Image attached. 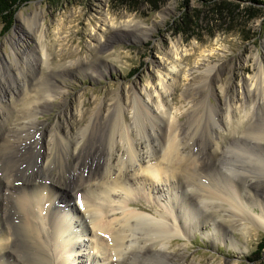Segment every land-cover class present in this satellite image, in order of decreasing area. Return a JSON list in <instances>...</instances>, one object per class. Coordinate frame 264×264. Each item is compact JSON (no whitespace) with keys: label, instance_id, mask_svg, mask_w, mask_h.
<instances>
[{"label":"rangeland","instance_id":"rangeland-1","mask_svg":"<svg viewBox=\"0 0 264 264\" xmlns=\"http://www.w3.org/2000/svg\"><path fill=\"white\" fill-rule=\"evenodd\" d=\"M33 14H37L42 29L40 38L33 35V28L27 29L29 35L25 33L24 20L19 19V16H23L28 20ZM109 23L121 26V33L109 28ZM123 24L130 29L124 31ZM3 27L0 21V94L5 97L1 101L6 107H0V129L2 125L10 124L7 108L12 103L8 100L12 98L16 109L26 106L17 101L21 98L16 92L17 87L27 80H46L50 83L49 87H54L55 98L34 119L35 129L27 133L44 132L46 140L41 146V155L45 160H53V163L49 130L53 131L60 124L63 132L77 134L99 107L112 111L110 107L117 98L125 99L126 93L133 89L140 92L149 82L152 88L161 92L158 79L166 80L167 84L172 81L166 94V107L170 115L176 118L173 128H179L188 138L195 137L193 143L189 142L192 144L189 149L197 154L196 157L202 163L200 174H203V183L208 185L221 180L225 186L231 184L240 201L255 212H260L252 199L259 198L264 203L261 193L264 191V170L254 165L249 166L246 173L240 174L236 169L242 160L228 151L229 147L231 149L228 140L236 131L235 127L223 133L222 141H216L219 143L221 159L212 153L216 146L209 141L214 142L212 126L215 118L219 114L225 117V101L231 99L232 104L240 105L242 83H257L256 87L260 90V70L264 72V0H30L17 7L11 29L3 33ZM41 47L49 54V61L45 65H41L37 58ZM173 49H177L180 58L159 67V61L170 58ZM173 68L178 70V74L174 79H169L167 72ZM260 94L258 92V98H262ZM200 96L214 106L213 113L208 114L205 109L197 108L202 101ZM192 102L194 105L199 102L193 113L199 111L200 114L190 117L188 110ZM150 107L156 110L154 105ZM254 109V120L264 127V108ZM78 111H86L87 117L82 123L79 122ZM124 111L127 123L131 124L133 110ZM16 113L14 109L12 115ZM235 114L238 116L239 110ZM165 122L164 117L153 122V129L158 134L156 141L162 139L161 135L167 129ZM142 123H137L140 126L136 124L133 128L138 133L136 138L139 144L146 141L141 138L145 126ZM108 131L111 129L103 126V141L110 137ZM259 144L262 152L258 153L264 157V142ZM107 145L108 142L103 148L107 149ZM1 146L0 153L13 162L14 156L10 149L2 141ZM138 147L142 152L144 145ZM83 148L89 151L91 147ZM84 153H81V162L87 172L103 171V155L100 157L98 152H92L84 156ZM230 157L236 162L230 164ZM65 160L68 163V159ZM226 168L235 173L226 172ZM3 173L0 161V175ZM48 173L52 178L62 181L58 167H51ZM134 174L131 171L127 174L132 182H135ZM241 175L249 183L252 181L251 199L243 191L242 178H239ZM11 184L13 189L18 186V182ZM164 184L153 183L150 191L152 188L155 190L150 196L146 192L149 186L145 185V190L142 188L140 194L135 196L136 201L144 206V210L140 211L147 215L165 213ZM175 189V198L186 201L191 198L194 203H190L191 209L200 220L196 221L197 227L187 238L176 236L171 239L167 252L172 256L178 254L172 259V264H264V249L260 251L259 246L264 244V229L230 217L227 207L218 201L205 204L207 206L203 208L198 202L197 192L194 190L189 195L184 184L175 186ZM194 198H197L196 201ZM202 201L209 202V199ZM0 204L4 213L14 212L12 204L9 207L3 202ZM214 221L218 222L222 233L219 231L216 234L213 230ZM243 224L247 230H242ZM82 261L79 258L76 264H82ZM149 264L162 263L152 261Z\"/></svg>","mask_w":264,"mask_h":264},{"label":"bare ground","instance_id":"bare-ground-1","mask_svg":"<svg viewBox=\"0 0 264 264\" xmlns=\"http://www.w3.org/2000/svg\"><path fill=\"white\" fill-rule=\"evenodd\" d=\"M19 19L24 20L25 33L29 35L30 31L27 29L33 28V35L42 37L37 14H33L28 20L23 16H19ZM108 25L121 33V26L112 23ZM122 27L125 28L124 31L129 28L126 24ZM39 52L37 58L40 64H46L49 54L43 47ZM177 58H180L179 53L177 49H173L170 58L159 61V67H164L167 62ZM260 71L258 82H261V91L256 87L257 83L243 82L240 105L234 102L232 104V100L227 99L223 105L225 117L219 114L215 118V124L211 125L214 142H209L216 146H212V153L220 159L222 155L218 152L219 143L216 141H222L223 133L235 127L236 131L228 140V146H231L228 151L242 160L241 165L236 168L240 174L246 173V169L254 165L261 166L264 170V157L258 153L261 151L259 143L264 142V127L252 115L255 107L264 108V72ZM176 74V68L167 72L169 79H174ZM158 81L161 92L152 88L149 82L140 92L133 89L126 93L125 99L117 98L110 107L112 111L99 107L77 134L63 132L60 124L53 131L49 130L53 163V160H45L41 155V146L46 140L44 132L30 135L27 131L35 129L34 119L51 105L55 89L49 87L50 83L43 79L27 80L17 87L16 92L21 96L17 101L26 106L16 109L12 98L8 100L12 103L7 108L10 124L2 125L0 129V148L2 141L14 156V161L10 162L0 153L4 172L0 175V203L3 202L7 207L12 204L14 211L4 213L0 204V264H76L79 258L83 260L82 264H149L152 261L172 264V259L178 254L172 256L167 252L171 239L176 236L187 238L197 227L196 221L200 220L191 209L190 203L194 204L191 198L188 201L175 198V186L179 187V184L186 186L189 195L195 190L203 208L212 201H218L227 207L230 217L264 229V203L259 198L252 199L254 206L257 204L260 208V212H255L238 199L228 182L225 186L221 180H216L213 184L209 183V187V184L203 183V174H200L202 163L196 157L197 154L189 149L192 146L189 142L193 143L195 137L188 138L179 128L174 129L176 118L170 115L169 108L166 107V94L172 81L169 84L162 78ZM33 83H40V86ZM258 92L262 94V98H258ZM3 98L5 97L0 94V107L6 108L1 101ZM203 98L200 96L201 103L196 102L199 103L197 108L205 109L208 114L213 113L214 106ZM196 104L192 102L189 106L190 117L200 114L199 111L193 113ZM12 108L17 110L18 115H12ZM126 109L133 110L131 124L126 121ZM236 109L239 110V117L235 114ZM85 113L86 111H78L79 122L85 120ZM161 117H164L167 129L161 135L162 139L156 141L158 134L153 129V122L161 120ZM140 122H144L145 126L142 128V137L140 134L139 136L146 139L141 144L136 138L138 133L133 131L134 125ZM103 126L111 129L108 131L110 137L105 141L102 140ZM106 141L108 145L104 149ZM139 145H144L143 153L139 150ZM84 146L91 148L88 151ZM83 151L84 156L91 155L92 152H98L100 157L103 155V171L87 172L81 162ZM65 159H68V163ZM230 159V164L236 162L232 157ZM51 167L59 168L63 182L49 175ZM129 171L135 172V182L128 179ZM226 172L233 173V170L226 168ZM239 178H242L240 182L243 184V191L251 199L252 181L249 183L242 175ZM13 181L18 182L16 189L11 184ZM157 182L165 183L163 187L167 207H164L163 214L153 212L152 215H147L140 211L144 210V206L136 201L135 196L145 190V185L149 186L146 192L150 196L155 190L152 188L150 191V187ZM261 193L264 195V191ZM206 198L209 202L202 201ZM196 199L194 198L195 201ZM218 207L223 208L220 205ZM213 227L216 234L219 231L222 233L217 221L213 222ZM241 228L247 230L244 224Z\"/></svg>","mask_w":264,"mask_h":264},{"label":"trees","instance_id":"trees-1","mask_svg":"<svg viewBox=\"0 0 264 264\" xmlns=\"http://www.w3.org/2000/svg\"><path fill=\"white\" fill-rule=\"evenodd\" d=\"M28 1L30 0H0V21L4 24L3 33L11 29L17 7ZM259 246L260 251L264 249V244Z\"/></svg>","mask_w":264,"mask_h":264}]
</instances>
